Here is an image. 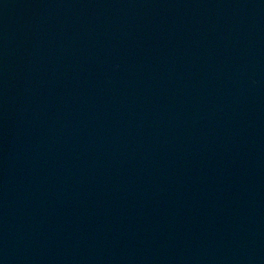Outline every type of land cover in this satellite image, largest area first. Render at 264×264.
Segmentation results:
<instances>
[{
	"label": "water",
	"instance_id": "obj_1",
	"mask_svg": "<svg viewBox=\"0 0 264 264\" xmlns=\"http://www.w3.org/2000/svg\"><path fill=\"white\" fill-rule=\"evenodd\" d=\"M0 264H264V0H0Z\"/></svg>",
	"mask_w": 264,
	"mask_h": 264
}]
</instances>
